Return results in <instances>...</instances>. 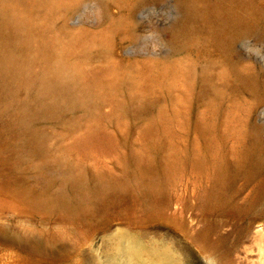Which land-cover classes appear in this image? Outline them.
<instances>
[{"label":"rangeland","instance_id":"1","mask_svg":"<svg viewBox=\"0 0 264 264\" xmlns=\"http://www.w3.org/2000/svg\"><path fill=\"white\" fill-rule=\"evenodd\" d=\"M0 63V264H264V0H0Z\"/></svg>","mask_w":264,"mask_h":264},{"label":"bare ground","instance_id":"2","mask_svg":"<svg viewBox=\"0 0 264 264\" xmlns=\"http://www.w3.org/2000/svg\"><path fill=\"white\" fill-rule=\"evenodd\" d=\"M192 16H195L197 19H201L203 17L202 13L189 9L185 10L182 22L188 23L190 17ZM1 72H3L2 63H0V73ZM52 88L53 84L51 82H44L41 84L40 90L36 95L35 102L42 103V105L49 103ZM31 114L32 113H30L29 108L24 107L23 111H21V113L17 116V120L20 122L25 121ZM255 227L258 229L256 233L261 234L264 232V222L257 223ZM116 232L117 231H114L109 234V237L111 236L112 240L106 239L107 241H103L105 242L102 246L103 249L97 251V256L94 257L93 262L97 264H168L171 261L174 264H192L189 253L183 247L173 248L171 244H168L167 246L150 244L149 246L143 244V242H136L129 229L122 230L123 233L118 236H116ZM124 237L125 241L123 240ZM123 243L125 244L123 245ZM215 255L211 253L206 256V264H216L217 255ZM76 261V264H84L82 258L77 259Z\"/></svg>","mask_w":264,"mask_h":264}]
</instances>
